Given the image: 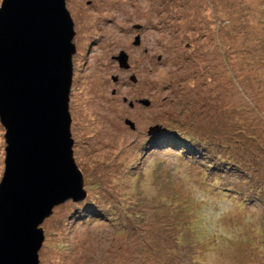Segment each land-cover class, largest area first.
I'll return each mask as SVG.
<instances>
[{
    "label": "rangeland",
    "instance_id": "obj_1",
    "mask_svg": "<svg viewBox=\"0 0 264 264\" xmlns=\"http://www.w3.org/2000/svg\"><path fill=\"white\" fill-rule=\"evenodd\" d=\"M65 1L87 198L42 224L39 264H264V194L254 192L264 187V31L247 44L236 20L264 0ZM122 51L125 74L113 59ZM4 133L0 124V180ZM129 174L141 176L135 204ZM105 203L110 223L87 209Z\"/></svg>",
    "mask_w": 264,
    "mask_h": 264
},
{
    "label": "water",
    "instance_id": "obj_2",
    "mask_svg": "<svg viewBox=\"0 0 264 264\" xmlns=\"http://www.w3.org/2000/svg\"><path fill=\"white\" fill-rule=\"evenodd\" d=\"M74 37L65 0H1L0 264H39L42 224L66 201L87 197L71 137ZM116 60L128 69L125 52Z\"/></svg>",
    "mask_w": 264,
    "mask_h": 264
},
{
    "label": "trees",
    "instance_id": "obj_3",
    "mask_svg": "<svg viewBox=\"0 0 264 264\" xmlns=\"http://www.w3.org/2000/svg\"><path fill=\"white\" fill-rule=\"evenodd\" d=\"M232 3H235L236 1H234V0H230ZM257 2H249V3H247L246 5H242V13H243V10L244 9H247V15L245 16V15H243V18H241L240 16H239V12H237V16L238 17H236V20L237 21H239V23L238 24H240V25H238V26H242L241 28H239V29H237V31H239V32H241V31H243L242 33H241V35H242V37H244L243 38V40H247V44H252V45H254V44H256V40H254V38H252V39H250V37L253 35V34H256L257 36H258V32H257V29H263V31H264V23H263V19H264V15H263V19L261 20V21H258L259 20V18L260 17H262V16H260L261 15V13L262 12H264V6H262V5H260V4H256ZM229 6H230V4H229ZM230 8V7H229ZM229 20H230V18H229ZM252 20H256V21H258L260 24L258 25V26H254L253 24H252ZM223 22V21H222ZM230 22V21H229ZM229 24V23H228ZM213 25L215 26L216 25V20H213ZM212 25V26H213ZM224 26V25H223ZM247 27H249V28H247ZM215 31L213 32V33H211L212 35L213 34H217L218 32H219V27H217L216 28V26H215ZM255 30H256V33H255ZM247 34V35H246ZM246 35V36H245ZM260 36H262V35H260ZM202 37H206V36H201V38ZM259 39H257V41H258ZM260 41H258V43H259ZM218 45V44H217ZM220 46V45H219ZM218 46V47H219ZM244 56V55H243ZM242 59H246L245 57H243ZM172 138H174L176 141H178V143L180 144L181 142H183V140H182V138L180 137V136H174V137H172ZM179 138H181V139H179ZM155 144H156V142H155ZM179 144H177V146L175 147V145L174 144H169V147H171V149H176L177 147H178V145ZM180 146V145H179ZM184 149H186V147H184ZM124 176H126V178L127 177H130V178H132V183L130 184L131 186H132V188H133V190H134V192H133V194H135L137 197H136V199L135 200H132L133 201V203L135 204V202L136 201H138V199H139V195L141 194V193H143L142 191V189L140 190V188L139 187H136V185H135V183L136 182H138V183H140L141 182V176L140 175H132V174H129V175H124ZM130 181V182H131ZM135 181V182H134ZM259 186V187H258ZM254 192H255V195H256V198L257 197H259V199H260V197H261V195L262 194H264V187L262 186V187H260V185L258 184V185H256V190H254ZM96 195H97V193H96ZM99 195V194H98ZM100 196V195H99ZM87 198V197H86ZM86 198L84 199V200H82V201H79V202H73L74 204H79V203H81V202H84V201H86ZM262 201H264V200H262ZM72 202V201H71ZM104 203V202H103ZM104 207H106L105 208V210L103 209L104 207H100V206H98V208H99V210L96 208V207H94V206H92V205H89V207L87 208L91 213L93 212V214L92 215H94V214H96V213H98V218H99V220H101L102 219V221L103 222H105V220L104 219H106L107 221H108V223H110L111 222V220H113V217L112 216H115V213H113L110 217H108V216H106L104 213H110V212H112V211H114L113 210V208H115V205H114V203L110 206V207H107V204L105 203L104 205H103ZM89 211H87V210H85L84 211V214L86 213V212H89ZM80 215V212H75L74 213V215ZM86 217H88L89 218V216H87L86 214H85V218ZM94 217V216H93ZM75 218H76V216H75ZM75 218H73V219H75ZM88 218H86V219H88ZM72 219V220H73ZM200 222H202V221H200ZM173 261V259H169V257L168 258H165L164 259V261H160V262H157V264H168V263H171ZM173 263V262H172Z\"/></svg>",
    "mask_w": 264,
    "mask_h": 264
},
{
    "label": "flooded vegetation",
    "instance_id": "obj_4",
    "mask_svg": "<svg viewBox=\"0 0 264 264\" xmlns=\"http://www.w3.org/2000/svg\"><path fill=\"white\" fill-rule=\"evenodd\" d=\"M139 42H140V41H139ZM139 44H140V43H139ZM113 59H114V61H116L117 65H118V61L116 60V57H114ZM129 68H130V66L128 67V69H127V70H129ZM127 70H126V71H127ZM120 71H121L122 73H124V74H125V72H126V71H124L123 69H122V70H120ZM113 78H115V79H116V82H118V79H117V77H113ZM132 78H133V77H132ZM133 81H134V82H136V79H134ZM112 94H114V95H115V92H113ZM124 101H126V100H124ZM130 106H132V103H130Z\"/></svg>",
    "mask_w": 264,
    "mask_h": 264
},
{
    "label": "bare ground",
    "instance_id": "obj_5",
    "mask_svg": "<svg viewBox=\"0 0 264 264\" xmlns=\"http://www.w3.org/2000/svg\"><path fill=\"white\" fill-rule=\"evenodd\" d=\"M74 56V55H73ZM72 59H73V57H72ZM73 63V62H72Z\"/></svg>",
    "mask_w": 264,
    "mask_h": 264
}]
</instances>
